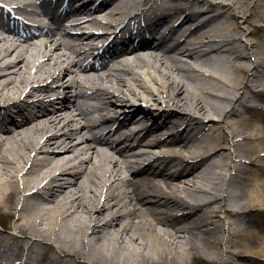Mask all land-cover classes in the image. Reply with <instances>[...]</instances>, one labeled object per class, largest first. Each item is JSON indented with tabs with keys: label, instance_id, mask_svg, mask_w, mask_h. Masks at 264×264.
<instances>
[{
	"label": "bare ground",
	"instance_id": "obj_1",
	"mask_svg": "<svg viewBox=\"0 0 264 264\" xmlns=\"http://www.w3.org/2000/svg\"><path fill=\"white\" fill-rule=\"evenodd\" d=\"M72 2L73 30L0 33V264H264V0ZM151 12L168 51L75 70Z\"/></svg>",
	"mask_w": 264,
	"mask_h": 264
},
{
	"label": "rangeland",
	"instance_id": "obj_2",
	"mask_svg": "<svg viewBox=\"0 0 264 264\" xmlns=\"http://www.w3.org/2000/svg\"><path fill=\"white\" fill-rule=\"evenodd\" d=\"M242 26L243 27H245L246 28V34H245V36L243 37V44H245V45H248V44H251L253 41H256V37H253L252 35H250V32H251V29L252 28H254V27H252V25H248V24H245L244 23V21H242ZM80 63H83L82 61H80L79 62V64ZM75 70H77V68L75 69ZM58 83V82H57ZM54 85H56V84H54ZM53 85V86H54ZM70 96H74V92L73 91H70ZM262 105H264V102H262ZM161 106H163V105H161ZM225 129V131L227 132V128H224ZM128 153V152H127ZM232 172V171H231ZM1 214V213H0ZM2 215V214H1ZM0 215V225H2L5 229H6V226L8 225V224H11L10 222L11 221H9V220H6L5 219V217H2ZM16 217V216H15ZM2 226H0V232L2 231L3 232V227ZM18 234V233H17Z\"/></svg>",
	"mask_w": 264,
	"mask_h": 264
},
{
	"label": "snow or ice",
	"instance_id": "obj_3",
	"mask_svg": "<svg viewBox=\"0 0 264 264\" xmlns=\"http://www.w3.org/2000/svg\"><path fill=\"white\" fill-rule=\"evenodd\" d=\"M0 7H3V5H0Z\"/></svg>",
	"mask_w": 264,
	"mask_h": 264
}]
</instances>
